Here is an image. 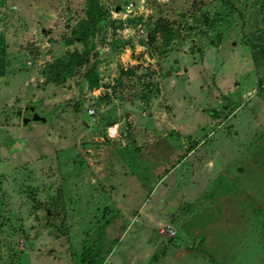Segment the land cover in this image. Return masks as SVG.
Returning a JSON list of instances; mask_svg holds the SVG:
<instances>
[{"label": "rangeland", "instance_id": "374dc122", "mask_svg": "<svg viewBox=\"0 0 264 264\" xmlns=\"http://www.w3.org/2000/svg\"><path fill=\"white\" fill-rule=\"evenodd\" d=\"M87 2L0 0V264H264V0Z\"/></svg>", "mask_w": 264, "mask_h": 264}, {"label": "trees", "instance_id": "16d2710c", "mask_svg": "<svg viewBox=\"0 0 264 264\" xmlns=\"http://www.w3.org/2000/svg\"><path fill=\"white\" fill-rule=\"evenodd\" d=\"M103 19V14H102V8L99 6L97 0H88L86 8H85V18L79 22L78 25L74 26L71 29V32L69 33L70 38L67 40V45L68 44H76V43H81L84 46L87 45V41L89 37L93 36L96 31L98 30V27L101 25ZM159 27L160 29V34L166 39L164 41V46H169L170 42L173 41V32L172 29L164 24L163 22H159ZM143 31V30H142ZM157 31V28L154 27L152 34H150L149 38H147V42L153 41L152 38L155 37V32ZM89 50L85 47L84 51L78 52L74 51L72 53L68 52L66 56H69L68 58L65 56V58H62L61 60H57L56 62H76L73 64V66H78L81 65L82 62H89ZM4 54H5V47H3V41L0 40V76L3 75V69H4ZM66 64V67H67ZM47 74L45 75L49 76L51 73V69L53 68V64L50 65L48 64L47 66ZM66 67H64L66 69ZM127 72H130L127 70ZM127 72H123L126 74ZM96 77H90V87L93 85H96ZM259 83V87H260ZM156 261L155 257L151 258V262Z\"/></svg>", "mask_w": 264, "mask_h": 264}, {"label": "water", "instance_id": "95a60500", "mask_svg": "<svg viewBox=\"0 0 264 264\" xmlns=\"http://www.w3.org/2000/svg\"><path fill=\"white\" fill-rule=\"evenodd\" d=\"M118 11V9L116 10ZM36 109V105L31 103V104H28V107H27V110L28 111H31V112H34ZM31 120L33 122H36V123H45L47 121V119L45 117H42L40 116L37 112H35L32 117H31ZM29 123V120H25L23 121V124L26 126L27 124ZM49 212V211H48Z\"/></svg>", "mask_w": 264, "mask_h": 264}, {"label": "built area", "instance_id": "2783aa9c", "mask_svg": "<svg viewBox=\"0 0 264 264\" xmlns=\"http://www.w3.org/2000/svg\"><path fill=\"white\" fill-rule=\"evenodd\" d=\"M140 33H143V31H140ZM94 113H95L94 110L89 111V115H92ZM167 232L170 234V237L174 236V231L171 228H168Z\"/></svg>", "mask_w": 264, "mask_h": 264}, {"label": "crops", "instance_id": "0c3cea01", "mask_svg": "<svg viewBox=\"0 0 264 264\" xmlns=\"http://www.w3.org/2000/svg\"><path fill=\"white\" fill-rule=\"evenodd\" d=\"M200 149H202V151H204V148L201 146V143L199 144V147H197V150L198 151H201ZM192 153H196V151H191L188 155H189V157L191 156L192 157Z\"/></svg>", "mask_w": 264, "mask_h": 264}, {"label": "flooded vegetation", "instance_id": "af4514ba", "mask_svg": "<svg viewBox=\"0 0 264 264\" xmlns=\"http://www.w3.org/2000/svg\"><path fill=\"white\" fill-rule=\"evenodd\" d=\"M29 112H30V116L32 117V115L36 112V109L34 112H31V111H29Z\"/></svg>", "mask_w": 264, "mask_h": 264}]
</instances>
